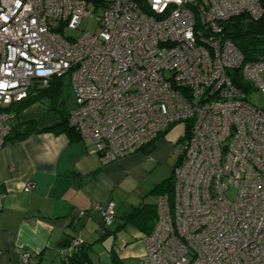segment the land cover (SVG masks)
<instances>
[{
	"label": "built area",
	"instance_id": "2783aa9c",
	"mask_svg": "<svg viewBox=\"0 0 264 264\" xmlns=\"http://www.w3.org/2000/svg\"><path fill=\"white\" fill-rule=\"evenodd\" d=\"M240 15L258 21L261 0H0V149L15 117L5 108L63 75L67 124L101 164L183 124L138 264H264V108L247 101L264 93V55L245 60L225 36ZM86 16L95 31L63 34ZM92 206L115 223L112 201ZM20 261L37 264L25 250Z\"/></svg>",
	"mask_w": 264,
	"mask_h": 264
},
{
	"label": "crops",
	"instance_id": "0c3cea01",
	"mask_svg": "<svg viewBox=\"0 0 264 264\" xmlns=\"http://www.w3.org/2000/svg\"><path fill=\"white\" fill-rule=\"evenodd\" d=\"M69 104L68 109L73 99ZM60 121L45 98L15 112L14 135L24 132L27 123L33 132L20 139L6 138L0 149V191L5 192L0 210V264H21L23 250L37 264H70L65 256L74 239L80 238L89 251L107 236L100 212L92 205L108 201L114 203L121 224L109 235H127L119 247H111L109 264L113 258L138 264L143 233L139 225L123 224V220L137 206L155 207L156 184L169 177H160V172L178 141L173 133L177 124L151 145L101 164L91 143L59 125ZM29 182L31 189L25 191Z\"/></svg>",
	"mask_w": 264,
	"mask_h": 264
},
{
	"label": "trees",
	"instance_id": "16d2710c",
	"mask_svg": "<svg viewBox=\"0 0 264 264\" xmlns=\"http://www.w3.org/2000/svg\"><path fill=\"white\" fill-rule=\"evenodd\" d=\"M140 1V0H139ZM261 5L264 7V0H261ZM225 36L232 41L233 44L241 51L245 60H255L259 56L264 55V16H262L258 21H253L250 18H247L245 15L231 17L228 20L221 23ZM64 76V75H63ZM63 76L54 77L50 80V83L47 87L37 90L30 98L27 100L21 101L19 103H12L11 105L5 108L6 111L18 112L20 109L25 107L27 104L45 98L48 102L49 108L55 110L61 116V121L59 125H65L70 131H74L73 128L67 124V115H68V106L67 98L68 95L65 93L66 83L62 79ZM233 83L237 86H242L239 78L232 76ZM14 112V113H15ZM52 129V126L43 128L39 131H46ZM170 128L161 133L158 137L165 135ZM187 130V129H186ZM32 131L29 123L25 125V131L19 134L14 135L13 126H11V131L7 138L11 139H20L26 137ZM75 132V131H74ZM76 133V132H75ZM77 134V133H76ZM78 136V134H77ZM79 137V136H78ZM179 161V158L177 162ZM175 166V165H174ZM173 166V169H174ZM172 169V174H173ZM173 175H170L162 182L156 184L155 191L158 194L163 190H170L172 187ZM156 217V204L155 207L148 205L137 206L132 209V211L125 216L123 224L130 223L139 225L140 231L143 234H148L152 228L153 223L148 221L149 219ZM115 224L114 227H112ZM112 226L105 227L104 235H109L115 233L119 230L120 225L117 223V214L116 220ZM77 252L78 253L77 255ZM65 263L70 264H89L92 263L91 259L88 256V250L81 246L74 247L72 251L65 256ZM68 260V261H67ZM78 260L80 262L78 263ZM95 264V263H92ZM113 264H123L121 260L113 258Z\"/></svg>",
	"mask_w": 264,
	"mask_h": 264
},
{
	"label": "rangeland",
	"instance_id": "374dc122",
	"mask_svg": "<svg viewBox=\"0 0 264 264\" xmlns=\"http://www.w3.org/2000/svg\"><path fill=\"white\" fill-rule=\"evenodd\" d=\"M96 28H97V24H96L95 16H86L81 20L78 29H75V30L64 29L63 34L65 36L77 38L79 35H81V33L85 31L92 32V31H95ZM62 79L66 83L65 93H67L68 95L67 106H69L70 105L69 103L72 100V91L69 85V77L68 75H64ZM247 101L251 103L252 105H255L256 107L264 108V93H262L260 90H251L247 92ZM173 133L176 135V138L182 135L184 133V125L177 124L174 127ZM180 147H181L180 143L175 141L173 152L168 157L167 164H164L165 167L160 172V177H164L165 175H168V176L172 175L173 166L177 163V160L181 153ZM148 221H150V223H153L154 225L155 217L149 219ZM114 226L115 224L112 227ZM125 236L127 235L124 232L121 234L119 233L116 236L107 235L104 237V239L101 242H96L95 244H92L93 246L91 247V250L88 251V256L91 259L92 263L109 264V261H110L109 251L111 247L114 246V249L116 247H119L122 239H125ZM92 263H89V264H92ZM53 264H59V263L58 261H55ZM126 264H135V262L130 260L129 262L127 261Z\"/></svg>",
	"mask_w": 264,
	"mask_h": 264
},
{
	"label": "water",
	"instance_id": "95a60500",
	"mask_svg": "<svg viewBox=\"0 0 264 264\" xmlns=\"http://www.w3.org/2000/svg\"><path fill=\"white\" fill-rule=\"evenodd\" d=\"M78 253H80V252H77V255H78ZM80 262V260H78V263Z\"/></svg>",
	"mask_w": 264,
	"mask_h": 264
}]
</instances>
